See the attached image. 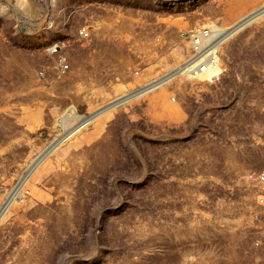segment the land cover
I'll return each mask as SVG.
<instances>
[{"label": "rangeland", "instance_id": "rangeland-1", "mask_svg": "<svg viewBox=\"0 0 264 264\" xmlns=\"http://www.w3.org/2000/svg\"><path fill=\"white\" fill-rule=\"evenodd\" d=\"M261 9L0 0V212L16 195L0 264H264V13L221 44L213 81L132 97L35 164L67 129L188 62L191 32L216 36ZM57 43L66 73L47 53Z\"/></svg>", "mask_w": 264, "mask_h": 264}, {"label": "bare ground", "instance_id": "bare-ground-1", "mask_svg": "<svg viewBox=\"0 0 264 264\" xmlns=\"http://www.w3.org/2000/svg\"><path fill=\"white\" fill-rule=\"evenodd\" d=\"M263 13H264V9H261V11L259 10V12H257V13L250 14V15L246 16L245 18H243V20L240 22V24H238V26H236L232 29H226V30L222 31L220 34L216 35V42L210 48H208L203 54H200L198 56L194 55L188 62H186L185 64L176 68L169 75L147 84L146 87H144L145 89L138 90L133 95H130V96L116 102L112 106L104 109L103 111H100L99 113L93 115L92 117H89V118L82 120L81 123L78 124L77 126L67 129L64 137H62L60 140L52 143V145L50 146V149L44 151L43 154L36 160L37 162L35 164L39 163L45 156H47L49 153H51L66 138L74 135L80 129H82L83 127H86L89 123H92V121H94V119L97 118L98 116L109 111L111 108L129 100L132 97L139 96L142 94L151 93V92H155L158 89H160L161 87H163L165 84L170 82V80L175 78V77H187L188 79L199 80V81H213V79L219 75V70L217 69V67L214 66V63L212 62V61L215 62V60H214L216 58L215 53L217 52L218 48L230 36H232L234 33H236V31L238 29H240V27H243L244 25L249 24L250 22L252 23V21H255ZM160 93H162V94H157L155 97L160 98V96L163 95V92H160ZM71 115H72V117L73 116L76 117L75 112H71ZM35 164L33 165V167L35 166ZM26 180H27V178L24 176L23 179L21 180L22 181L21 186H23V184L25 183ZM15 197H16V195L14 197L9 198V200L5 203L3 209L0 212V219H1L2 215L5 213V211L8 209L10 203L14 200ZM218 264H221V263L219 262Z\"/></svg>", "mask_w": 264, "mask_h": 264}, {"label": "built area", "instance_id": "built-area-1", "mask_svg": "<svg viewBox=\"0 0 264 264\" xmlns=\"http://www.w3.org/2000/svg\"><path fill=\"white\" fill-rule=\"evenodd\" d=\"M78 37L81 39H87L88 33L85 29H80L78 32ZM217 32L212 29H196L195 31L191 32L190 40L192 45L194 46L193 52L194 55L198 56L203 54L208 48H210L216 42V34ZM62 44L57 43L50 45L47 48V53L50 56L56 57L57 66L60 73H66L69 70V64L67 57L62 53L59 52L61 50ZM41 77H44L43 73H40ZM259 179L262 181L264 180V175H261ZM28 194V192H25ZM25 197L21 199V202H24Z\"/></svg>", "mask_w": 264, "mask_h": 264}, {"label": "crops", "instance_id": "crops-1", "mask_svg": "<svg viewBox=\"0 0 264 264\" xmlns=\"http://www.w3.org/2000/svg\"><path fill=\"white\" fill-rule=\"evenodd\" d=\"M100 149H101V152H103L102 154H103L104 157H105V156L107 155V151H106V147H105V145H101Z\"/></svg>", "mask_w": 264, "mask_h": 264}, {"label": "water", "instance_id": "water-1", "mask_svg": "<svg viewBox=\"0 0 264 264\" xmlns=\"http://www.w3.org/2000/svg\"><path fill=\"white\" fill-rule=\"evenodd\" d=\"M243 24V23H242Z\"/></svg>", "mask_w": 264, "mask_h": 264}]
</instances>
